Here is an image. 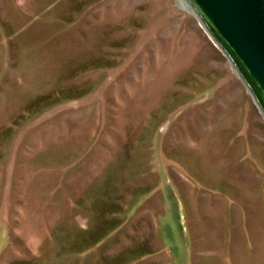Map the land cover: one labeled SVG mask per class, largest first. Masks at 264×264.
Returning <instances> with one entry per match:
<instances>
[{
    "label": "rangeland",
    "instance_id": "obj_1",
    "mask_svg": "<svg viewBox=\"0 0 264 264\" xmlns=\"http://www.w3.org/2000/svg\"><path fill=\"white\" fill-rule=\"evenodd\" d=\"M0 264H264V114L179 0H0Z\"/></svg>",
    "mask_w": 264,
    "mask_h": 264
},
{
    "label": "water",
    "instance_id": "obj_2",
    "mask_svg": "<svg viewBox=\"0 0 264 264\" xmlns=\"http://www.w3.org/2000/svg\"><path fill=\"white\" fill-rule=\"evenodd\" d=\"M264 114V0H186Z\"/></svg>",
    "mask_w": 264,
    "mask_h": 264
},
{
    "label": "bare ground",
    "instance_id": "obj_3",
    "mask_svg": "<svg viewBox=\"0 0 264 264\" xmlns=\"http://www.w3.org/2000/svg\"><path fill=\"white\" fill-rule=\"evenodd\" d=\"M179 3L181 4V6L184 8V9H187V10H192V8L190 7V5L186 2V0H179Z\"/></svg>",
    "mask_w": 264,
    "mask_h": 264
}]
</instances>
